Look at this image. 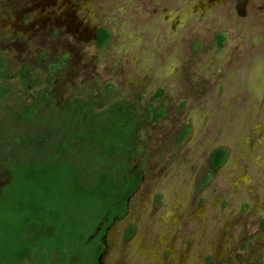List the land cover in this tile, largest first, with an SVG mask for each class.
Returning <instances> with one entry per match:
<instances>
[{"label": "rangeland", "instance_id": "374dc122", "mask_svg": "<svg viewBox=\"0 0 264 264\" xmlns=\"http://www.w3.org/2000/svg\"><path fill=\"white\" fill-rule=\"evenodd\" d=\"M0 68V187L2 140L46 131L15 116L44 91L42 120H81L56 107L89 99L168 113L138 132L143 180L103 264H264V0H0ZM220 147L228 159L201 188Z\"/></svg>", "mask_w": 264, "mask_h": 264}, {"label": "trees", "instance_id": "16d2710c", "mask_svg": "<svg viewBox=\"0 0 264 264\" xmlns=\"http://www.w3.org/2000/svg\"><path fill=\"white\" fill-rule=\"evenodd\" d=\"M96 37L97 46L104 48L112 32L102 28ZM218 38L222 43L223 36ZM2 79L7 78L2 75ZM8 92L7 85L0 83L1 100ZM47 98L44 91L15 113L17 124H43L44 133L2 140L1 155L10 154L2 162L8 178L0 187V264H100L107 249L105 236L126 218L130 199L141 187L143 176L131 163L140 154L138 132L144 121H160L168 113L152 106L138 113L123 102L94 112L100 103L89 99L49 107L71 110L81 120H42ZM94 114L110 118L90 120ZM190 131L183 128L178 142ZM17 147L29 148L27 157L10 151ZM228 154L224 147L211 153L201 188L226 163ZM133 233L132 227L128 237Z\"/></svg>", "mask_w": 264, "mask_h": 264}, {"label": "flooded vegetation", "instance_id": "af4514ba", "mask_svg": "<svg viewBox=\"0 0 264 264\" xmlns=\"http://www.w3.org/2000/svg\"><path fill=\"white\" fill-rule=\"evenodd\" d=\"M128 214H129V213H128ZM127 216H128V215H127ZM127 216H126V217H127ZM114 225H115V224H114ZM114 225H113V226H114ZM113 226H112V227H113ZM107 235H108V234H107ZM107 235L105 236V243L107 244V249H106V252L104 253V255H103V256L101 257V259H100V264H103L102 258H104V256L106 255V253H107V251H108V248H109L108 243H107V241H106V237H107Z\"/></svg>", "mask_w": 264, "mask_h": 264}]
</instances>
